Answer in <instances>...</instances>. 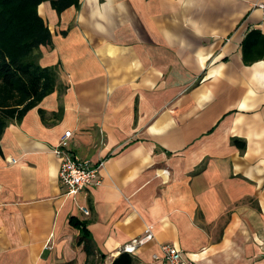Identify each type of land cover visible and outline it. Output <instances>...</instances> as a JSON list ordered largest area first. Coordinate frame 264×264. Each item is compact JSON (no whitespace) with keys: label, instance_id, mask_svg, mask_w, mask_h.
<instances>
[{"label":"crops","instance_id":"obj_1","mask_svg":"<svg viewBox=\"0 0 264 264\" xmlns=\"http://www.w3.org/2000/svg\"><path fill=\"white\" fill-rule=\"evenodd\" d=\"M261 3L80 0L58 14L43 2L53 43L39 63L59 65L66 91L0 139V264H86L72 218L88 222L95 264L147 227L135 264H169L153 260L162 244L195 264H264ZM66 131L75 156L103 161L102 183L76 198L54 153Z\"/></svg>","mask_w":264,"mask_h":264},{"label":"trees","instance_id":"obj_2","mask_svg":"<svg viewBox=\"0 0 264 264\" xmlns=\"http://www.w3.org/2000/svg\"><path fill=\"white\" fill-rule=\"evenodd\" d=\"M43 2H50L58 14L72 6L80 7V0H0V139L10 124L22 121L48 95L66 91L59 82V65L44 67L39 63L40 48L53 43L51 31L38 11ZM254 32L244 40L246 63H251L247 38ZM62 109L52 116L59 119ZM39 111L45 118V111ZM71 221L80 232L78 243L87 255L86 264H95L99 251L87 229L88 222L74 218ZM99 257L106 258L103 254ZM112 264H135V259L122 251Z\"/></svg>","mask_w":264,"mask_h":264},{"label":"built area","instance_id":"obj_3","mask_svg":"<svg viewBox=\"0 0 264 264\" xmlns=\"http://www.w3.org/2000/svg\"><path fill=\"white\" fill-rule=\"evenodd\" d=\"M256 7L262 11L264 16V3L258 4ZM72 135L71 131H66L61 137L58 146L54 149V153L60 160V184L66 190L67 196L76 198L85 190L97 187L102 183L100 171L103 167V161L92 164L90 160L79 159L75 156L69 149V140ZM12 162H16V160H12ZM80 210L85 216H89L90 211L87 207L81 206ZM153 238L154 234L151 227H147L140 238H135L124 246L123 252L132 255L138 246L151 241ZM153 260H164L169 264H195L190 260L184 259L181 252L174 249L170 244H162L160 246V254H154Z\"/></svg>","mask_w":264,"mask_h":264},{"label":"rangeland","instance_id":"obj_4","mask_svg":"<svg viewBox=\"0 0 264 264\" xmlns=\"http://www.w3.org/2000/svg\"><path fill=\"white\" fill-rule=\"evenodd\" d=\"M40 56H41V51H40ZM99 262H103V261L102 260L101 261L99 260Z\"/></svg>","mask_w":264,"mask_h":264}]
</instances>
